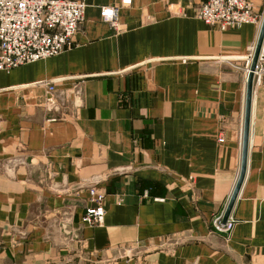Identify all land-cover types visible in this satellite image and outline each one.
<instances>
[{
	"label": "crops",
	"instance_id": "obj_1",
	"mask_svg": "<svg viewBox=\"0 0 264 264\" xmlns=\"http://www.w3.org/2000/svg\"><path fill=\"white\" fill-rule=\"evenodd\" d=\"M82 1L71 50L0 71V264H264V73L234 226L214 229L241 171L262 22L220 31L195 0ZM95 183L104 224L88 227Z\"/></svg>",
	"mask_w": 264,
	"mask_h": 264
},
{
	"label": "built area",
	"instance_id": "obj_2",
	"mask_svg": "<svg viewBox=\"0 0 264 264\" xmlns=\"http://www.w3.org/2000/svg\"><path fill=\"white\" fill-rule=\"evenodd\" d=\"M200 2L197 18L220 31L239 29L244 25H260L262 16L254 12L253 0H195ZM124 6L131 0H122ZM87 5L82 0H0V71L14 69L58 57L74 46L73 39L85 20ZM118 10L103 8V19L116 27ZM264 47L255 75L264 73ZM50 93L48 103L55 104V87L45 83ZM223 139H220L222 141ZM82 222L88 227L104 224L105 193L99 188L88 192ZM148 195L145 194V198ZM234 221L223 224V217L214 221V229L229 233ZM1 249V247H0Z\"/></svg>",
	"mask_w": 264,
	"mask_h": 264
},
{
	"label": "water",
	"instance_id": "obj_3",
	"mask_svg": "<svg viewBox=\"0 0 264 264\" xmlns=\"http://www.w3.org/2000/svg\"><path fill=\"white\" fill-rule=\"evenodd\" d=\"M263 43H264V17L262 20V25H261V30H260V35L254 50V54L253 57L251 59V65H250V69H249V75H248V82H247V90H246V108H245V119H244V131H243V148H242V164H241V171H240V175H239V179L237 181V184L235 186V189L232 193V196L229 200L227 209L225 211V214L223 216V224H225L231 215L232 209L235 205L236 199L238 197V194L240 192V189L242 187L244 178H245V174H246V164H247V156H248V143H249V130H250V114H251V98H252V87H253V80H254V76H255V72H256V68H257V64H258V60L261 54V50L263 47ZM78 99H80V97H78ZM51 110L58 111V107L56 105L51 106ZM122 169H118L117 172L118 173H125L124 170ZM99 183H95L92 185H88L86 188H88V190L97 188ZM189 187H191L190 184H188ZM63 231L64 234L66 236H71L72 234V229L70 227L67 226H63ZM76 238V237H75ZM192 238H178L173 240V242L171 241L170 244L172 243V247L169 248H176L179 247V245L187 243L192 241ZM170 246V245H169ZM166 250H168V248L164 247Z\"/></svg>",
	"mask_w": 264,
	"mask_h": 264
}]
</instances>
